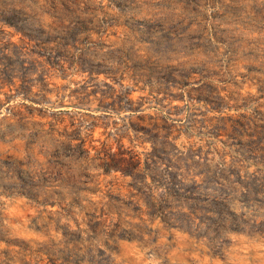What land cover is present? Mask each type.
Returning <instances> with one entry per match:
<instances>
[{
    "label": "rangeland",
    "instance_id": "374dc122",
    "mask_svg": "<svg viewBox=\"0 0 264 264\" xmlns=\"http://www.w3.org/2000/svg\"><path fill=\"white\" fill-rule=\"evenodd\" d=\"M0 264H264V0H0Z\"/></svg>",
    "mask_w": 264,
    "mask_h": 264
},
{
    "label": "trees",
    "instance_id": "16d2710c",
    "mask_svg": "<svg viewBox=\"0 0 264 264\" xmlns=\"http://www.w3.org/2000/svg\"><path fill=\"white\" fill-rule=\"evenodd\" d=\"M110 160H106L104 163L106 171H118L122 170L126 173L133 172L141 163V159L138 154H107ZM101 157V156H100Z\"/></svg>",
    "mask_w": 264,
    "mask_h": 264
}]
</instances>
